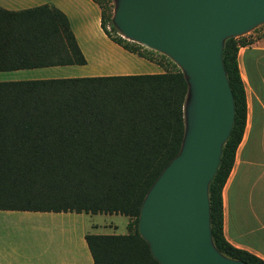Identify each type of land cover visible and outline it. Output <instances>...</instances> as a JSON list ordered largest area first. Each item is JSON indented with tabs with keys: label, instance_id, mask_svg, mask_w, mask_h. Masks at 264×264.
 <instances>
[{
	"label": "trees",
	"instance_id": "trees-1",
	"mask_svg": "<svg viewBox=\"0 0 264 264\" xmlns=\"http://www.w3.org/2000/svg\"><path fill=\"white\" fill-rule=\"evenodd\" d=\"M104 19L114 29L111 14L104 16L100 9L99 25L110 38ZM250 42L243 35L223 41L234 114L207 195L215 248L247 264H264L231 246L221 230L220 190L245 121L236 52ZM84 62L57 8H0V71ZM186 95L178 67L147 74L0 81V210L132 218L125 234H84L92 264H158L138 235L136 220L146 191L180 148Z\"/></svg>",
	"mask_w": 264,
	"mask_h": 264
},
{
	"label": "water",
	"instance_id": "water-1",
	"mask_svg": "<svg viewBox=\"0 0 264 264\" xmlns=\"http://www.w3.org/2000/svg\"><path fill=\"white\" fill-rule=\"evenodd\" d=\"M111 23L168 57L187 83L181 145L141 201L138 235L158 264H247L213 245L207 188L234 114L223 41L264 24V0H114Z\"/></svg>",
	"mask_w": 264,
	"mask_h": 264
},
{
	"label": "crops",
	"instance_id": "crops-1",
	"mask_svg": "<svg viewBox=\"0 0 264 264\" xmlns=\"http://www.w3.org/2000/svg\"><path fill=\"white\" fill-rule=\"evenodd\" d=\"M42 4L53 6L66 16L85 62L0 71V81L162 72L152 61L123 49L106 36L99 25V6L93 0H0V8L12 11ZM87 10L96 14V31L83 25L81 16ZM263 32L264 24H261L243 34V38L251 39V42L239 46L236 52L238 74L245 96V121L232 164L220 190V200L224 239L234 248L264 262ZM85 232L83 230L63 241L68 257L61 264H92L84 241Z\"/></svg>",
	"mask_w": 264,
	"mask_h": 264
},
{
	"label": "rangeland",
	"instance_id": "rangeland-1",
	"mask_svg": "<svg viewBox=\"0 0 264 264\" xmlns=\"http://www.w3.org/2000/svg\"><path fill=\"white\" fill-rule=\"evenodd\" d=\"M95 1L101 3L99 9L104 16L111 14L112 17L114 0ZM81 19L83 25L96 31L95 13L84 11ZM102 22L110 38L129 44L130 49L138 51L135 54L155 63L158 71L177 67L165 55L123 38L115 28H110L108 20ZM132 224V218L113 213L0 210V264H61L68 257L63 241L69 236L78 235L83 230L90 234H125Z\"/></svg>",
	"mask_w": 264,
	"mask_h": 264
}]
</instances>
